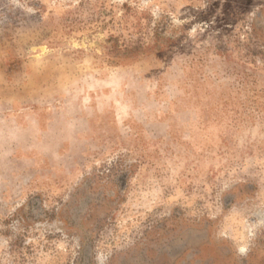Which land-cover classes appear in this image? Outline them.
Returning <instances> with one entry per match:
<instances>
[{"label": "rangeland", "instance_id": "1", "mask_svg": "<svg viewBox=\"0 0 264 264\" xmlns=\"http://www.w3.org/2000/svg\"><path fill=\"white\" fill-rule=\"evenodd\" d=\"M211 232L264 245V0H0V264H212Z\"/></svg>", "mask_w": 264, "mask_h": 264}, {"label": "crops", "instance_id": "2", "mask_svg": "<svg viewBox=\"0 0 264 264\" xmlns=\"http://www.w3.org/2000/svg\"><path fill=\"white\" fill-rule=\"evenodd\" d=\"M213 233L211 232V239L200 249V252L203 251L204 253L203 256L211 255L214 258L212 264H264V245L257 246V239L243 258L239 254L242 252L237 248L227 254L222 253L220 244L217 243L218 239ZM194 256L196 257V254ZM177 264H183L182 260H178Z\"/></svg>", "mask_w": 264, "mask_h": 264}]
</instances>
